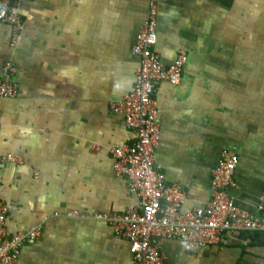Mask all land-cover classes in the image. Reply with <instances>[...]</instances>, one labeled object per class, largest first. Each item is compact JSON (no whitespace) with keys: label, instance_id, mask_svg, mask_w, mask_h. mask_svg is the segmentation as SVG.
I'll use <instances>...</instances> for the list:
<instances>
[{"label":"crops","instance_id":"crops-1","mask_svg":"<svg viewBox=\"0 0 264 264\" xmlns=\"http://www.w3.org/2000/svg\"><path fill=\"white\" fill-rule=\"evenodd\" d=\"M152 0H20L24 29L11 46L0 22V201L9 236L37 229L17 264H135L131 243L97 213L140 208L112 150L134 140L111 104L135 87L133 53ZM156 50L165 66L188 56L178 85L155 93L158 168L188 193L183 211L213 198L223 152L238 155L236 204L255 212L264 190V0H160ZM16 68L5 72L6 63ZM225 233L215 246L163 239L168 264H264V244Z\"/></svg>","mask_w":264,"mask_h":264},{"label":"built area","instance_id":"built-area-1","mask_svg":"<svg viewBox=\"0 0 264 264\" xmlns=\"http://www.w3.org/2000/svg\"><path fill=\"white\" fill-rule=\"evenodd\" d=\"M19 1L0 0V22L10 26L13 47L19 43L24 29ZM159 5L160 0H152L149 19L133 49L141 60L135 87L122 101L111 104L113 112L122 115L127 128L134 133L132 142L112 150L114 168L119 175L128 177L132 190L141 199V207L124 213L94 215L95 219L112 224L116 233L130 241L135 264H168L160 246L163 239H180L197 248L219 245L225 233L235 236L243 232L264 233V190L253 213L240 208L230 194L237 187L234 175L240 162L238 155L223 152L214 170L212 200L190 212L183 211L188 193L179 184L170 183L166 173L158 168L156 151L161 130L156 88L164 81L178 85L188 60L187 54L180 52L169 66L161 61L156 50ZM4 70L11 75L16 72L11 62L6 63ZM18 93L15 83L0 86V97L13 98ZM0 163H19V159L0 150ZM8 212V206L0 201V264H17L20 249L38 238L40 231L9 236L5 225Z\"/></svg>","mask_w":264,"mask_h":264},{"label":"trees","instance_id":"trees-1","mask_svg":"<svg viewBox=\"0 0 264 264\" xmlns=\"http://www.w3.org/2000/svg\"><path fill=\"white\" fill-rule=\"evenodd\" d=\"M243 235L248 234L250 238H254L255 242L258 244H264V233L260 232H243Z\"/></svg>","mask_w":264,"mask_h":264}]
</instances>
